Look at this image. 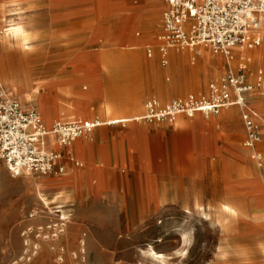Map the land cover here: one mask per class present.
<instances>
[{"label": "rangeland", "instance_id": "obj_1", "mask_svg": "<svg viewBox=\"0 0 264 264\" xmlns=\"http://www.w3.org/2000/svg\"><path fill=\"white\" fill-rule=\"evenodd\" d=\"M151 1L155 2L154 7L137 14L139 24L130 33V38L136 40V45L132 48L118 46L115 37L122 25V18H131L134 12L103 16L95 6L84 8L85 4H70L69 16L54 21L53 13L56 9L50 6L53 0H0V31L12 24L24 23L30 32L39 33L37 38L29 41L27 49L15 44H0V67L7 69L16 66L18 62H24L36 72L32 80L33 87L44 80L66 85L71 80L68 60L77 51L96 52L100 57L120 58L119 63L101 64L100 68L105 74L114 73L116 84L123 86V94H134L130 98L139 97L142 110L138 115L143 114L146 100L152 97L161 103H167L188 95L199 97L206 94L209 84L218 81L227 69L224 56L204 45L193 48L170 47L166 54L167 63L163 64L159 36L162 32L161 10L164 0ZM94 2L87 1L90 5ZM53 21L55 25L51 24ZM126 22L129 23L130 20ZM101 24L106 25L101 31L103 43L93 46L85 43L89 30ZM147 43L155 47L151 56L145 51ZM174 52L177 55H173ZM34 54H38L36 60ZM239 57L234 61V68L240 61ZM248 66L250 72L256 66L255 76L250 77L249 81L253 84L259 81L260 91L264 92V48ZM91 88L90 83L79 82L71 85L69 94L59 92L61 110H65L66 114L71 112V92L84 94L88 95L85 100L86 109L93 120L106 121L107 116L98 115L102 106L108 104H102L103 100L98 98L105 96H90L87 92ZM0 89L7 90L23 106L37 110L34 99L21 102L19 95L1 79ZM181 116L171 123L180 124ZM71 118L61 115L57 120ZM256 121L261 140L255 145V151L261 154L260 169L264 171V116H257ZM4 166L6 167L5 164ZM7 173V178L0 181V187H3L0 190V201L3 202V207H0V264H10L25 254L30 259L23 258L19 264H160L142 252L148 244L157 252L168 255L167 264H264V232L249 231L254 219L264 220V216L254 217L253 213L259 210L257 206L238 208L244 214L240 217L219 213L222 206L204 207L202 203V206L195 208L158 209L150 213L151 217L146 222L135 224L126 231L121 229L116 233L115 239L103 240L107 245L100 246L95 236H107L106 232L109 230H106V226L109 225L84 222L80 216L83 208L79 206L78 199L72 197L67 190L43 191L51 209L37 202V207L30 209L21 222H5V211L8 209L5 205L8 200L19 199L15 197V189L20 184L19 180L24 177L19 175L12 178L8 170ZM30 176L37 182L42 180L41 176ZM44 184L47 185L46 182ZM216 196L223 200L218 197V193ZM186 209L190 212H185ZM62 213L68 219H59L58 214ZM206 215L211 219H221L226 230H220L218 223L210 224ZM61 221L65 224L62 225ZM48 225L52 227L48 228ZM39 227L42 229H38ZM182 232L188 234L187 243L182 241ZM89 235L93 238H87ZM26 239L28 243H39L36 254H30V246L24 244ZM81 239H84L83 250L80 249ZM183 249L186 252L181 255Z\"/></svg>", "mask_w": 264, "mask_h": 264}, {"label": "crops", "instance_id": "obj_2", "mask_svg": "<svg viewBox=\"0 0 264 264\" xmlns=\"http://www.w3.org/2000/svg\"><path fill=\"white\" fill-rule=\"evenodd\" d=\"M87 1L53 0L50 6L56 9L54 21L69 16L70 4H85L84 8L95 6L103 16L134 12V16L127 19L129 23L139 19L138 12L155 6L151 0H94L93 5ZM54 21L51 24L55 25ZM105 26L101 24L97 28L103 30ZM253 50L256 49L246 51ZM245 54L251 57L250 53ZM37 57L38 54H34L35 60ZM119 59L104 56L100 57V63H119ZM254 70L250 72L248 66V80L254 78ZM99 79L100 92L93 93L95 86L91 83L89 95L105 96L98 99L112 106L111 113L102 106L99 116L129 115L142 110L139 97L123 94V86L116 84L114 73L105 74L100 68ZM260 86L247 95V102L264 116V92L260 91ZM241 113L239 106H229L216 115L199 112L190 117L182 115L178 125L166 121L97 120L100 124L88 135L78 137V142L68 149L81 166H74L65 157L66 169L60 176H38L51 186L47 191L63 189L77 198L83 208L80 216L84 222L109 225L106 226L107 236H95L100 246L107 245L103 240L115 239L121 229L126 231L146 222L150 213L158 209L202 205L258 207L264 201V171L252 157L256 147L249 149L243 144L246 132ZM7 176L4 164L0 163V181ZM92 178L96 184L91 189ZM19 181L15 189V197L19 199L7 201L5 222L19 223L30 209L37 207L34 183L26 177ZM78 184L81 197L75 193ZM0 188L2 191L3 187ZM217 193L223 200L217 199ZM2 204L0 201V207Z\"/></svg>", "mask_w": 264, "mask_h": 264}, {"label": "built area", "instance_id": "obj_3", "mask_svg": "<svg viewBox=\"0 0 264 264\" xmlns=\"http://www.w3.org/2000/svg\"><path fill=\"white\" fill-rule=\"evenodd\" d=\"M263 26L264 0H164L159 36L162 63H167L170 47L204 45L224 56L227 69L202 96L188 95L167 103L154 97L147 99L143 114L135 120L171 122L181 115L190 117L199 112L210 116L225 107L239 106L246 132L243 144L254 148L261 133L247 95L260 82L248 80L250 56L239 55L236 68L233 62L237 52L261 46ZM145 51L151 56L154 47L147 45ZM99 124L97 120H58L49 132L35 108L23 106L7 90L0 89V163L15 175L24 172L58 177L66 169L65 157L74 166H81L68 149L76 138L88 135ZM252 157L261 165L259 152L254 151Z\"/></svg>", "mask_w": 264, "mask_h": 264}, {"label": "bare ground", "instance_id": "obj_4", "mask_svg": "<svg viewBox=\"0 0 264 264\" xmlns=\"http://www.w3.org/2000/svg\"><path fill=\"white\" fill-rule=\"evenodd\" d=\"M79 0H72V2H78ZM128 18H122V25L119 27L118 34L115 37V42L120 47H135L136 40H132L130 38V33L136 28V26L139 24L138 18L136 20H132L131 23H127L126 20ZM14 26H22L23 27V34L21 35H11L8 33V28H3L0 31V44H15L18 46H21L22 49H27L29 47V41L31 39L37 38L39 36V33L37 31L30 32L27 24L24 23H16L12 24L10 27ZM82 29V28H81ZM79 30V29H76ZM89 34L87 38L85 39V43L88 45H100L103 43V38L101 34V29L94 27L89 30ZM263 34V43H264V26L262 30ZM261 44V48L259 50H253V51H246L242 50V52H237V56L244 54V53H250L251 55V61L253 59H256L261 53L262 48H264V44ZM263 45V46H262ZM173 55H177V52H174ZM234 64V62H233ZM69 73L71 76V80L66 84L63 85L61 83H57L53 80H44L42 82H37L36 86H32V80L34 79V76L36 72L29 66L27 63L24 62H18L16 66L10 67V68H3L0 67V79L2 82H4L9 89L16 92L19 95V98L21 102H27L31 99H34L36 102L37 111L40 114L41 119L43 120L46 129L51 132L52 127L54 123L57 121V118L59 116H70L75 119H86V120H93L92 115L90 112L86 109V102L87 99L86 95H78L77 93H70L72 95V105H71V112L66 114L65 110H61V106L58 102V94L59 92L62 93H68V89L71 87V85L79 83V82H87L92 83L95 86V90L93 93L97 94L99 93V74H100V56L96 52H83V51H77V53H74L71 57V61L69 62ZM91 90H89L90 93ZM106 111L108 113H111L112 106L110 104H107L105 106ZM257 116L260 117V114L256 112ZM108 119L104 122H118L123 120H129L130 122H134L135 119L138 117L137 113L129 114V115H111L107 116ZM101 122V121H100ZM78 138L74 140L73 143L78 142ZM55 145V143H53ZM81 163L80 161H78ZM6 170L9 171L12 178L17 177L19 175H24V177L29 178V180L34 183L35 187V193L36 198L38 199V202L42 204L45 208L51 209L49 207V204L47 202V199L44 197L43 191H47L51 186L45 185L44 182H37L34 180L33 177L30 176V174L19 172L16 175L11 172L8 167H5ZM79 175V174H78ZM79 180V176L77 177V181ZM95 179H91V189L95 187ZM80 184L77 185L78 190H76V196L78 195L81 197V189ZM259 210L253 213L254 217H260L264 216V201H261V204L258 206ZM33 212L36 213L34 210ZM51 212V210L49 211ZM185 212L189 213L190 210L186 209ZM219 213L223 215H228L232 217H240L241 215H244L243 212L236 208L232 207L230 205H223ZM207 216V215H206ZM59 219H68L67 216H65L63 213L58 214ZM208 218V216H207ZM210 224H220V230L225 231V225L224 222L221 219H207ZM255 222L250 225L249 231L251 232H264V220L260 219H254ZM61 224L64 225L65 222L61 221ZM56 225V224H54ZM52 227V225L47 226ZM46 227V228H47ZM38 229H42V227H39ZM26 232H24L25 234ZM45 238V237H44ZM189 240L188 234L186 232H182V241L183 243H187ZM25 245H29L31 248V255L36 254V252L39 249V243L38 242H29L28 239L24 241ZM80 249L83 250L84 247V239L80 240ZM30 250V249H29ZM35 250V251H32ZM27 252V250H26ZM142 252L148 256L152 261L158 262L160 264H167L168 263V255H165L161 252H157L151 244H148L146 249L142 250ZM186 251L183 249L180 254L183 255ZM25 258L26 260L30 259L26 254L25 256H20L19 259L14 260L10 264H19V261Z\"/></svg>", "mask_w": 264, "mask_h": 264}, {"label": "clouds", "instance_id": "obj_5", "mask_svg": "<svg viewBox=\"0 0 264 264\" xmlns=\"http://www.w3.org/2000/svg\"><path fill=\"white\" fill-rule=\"evenodd\" d=\"M7 31L11 35H21L23 34V27L22 26L9 27Z\"/></svg>", "mask_w": 264, "mask_h": 264}]
</instances>
